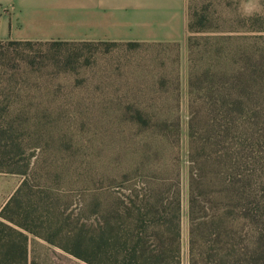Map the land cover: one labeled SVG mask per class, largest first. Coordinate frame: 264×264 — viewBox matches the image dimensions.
<instances>
[{"label": "rangeland", "instance_id": "rangeland-1", "mask_svg": "<svg viewBox=\"0 0 264 264\" xmlns=\"http://www.w3.org/2000/svg\"><path fill=\"white\" fill-rule=\"evenodd\" d=\"M250 4L260 12L246 15ZM186 11L203 18L183 43L0 40L11 79L0 88V154L18 153L16 169L52 201L56 243L80 232L89 257V229L111 198L159 184L169 196L178 184L189 264L187 172L212 174L217 161L247 177L264 208V0H186ZM7 261L89 264L31 234L26 263Z\"/></svg>", "mask_w": 264, "mask_h": 264}, {"label": "trees", "instance_id": "trees-1", "mask_svg": "<svg viewBox=\"0 0 264 264\" xmlns=\"http://www.w3.org/2000/svg\"><path fill=\"white\" fill-rule=\"evenodd\" d=\"M202 18L188 20L187 30L199 28ZM3 70L4 63L0 62V88L11 82ZM18 158V153L7 158L0 154V172L22 177L0 210L1 264H7L11 258L26 263L29 234L56 244L89 264H181L178 184L169 196H163L159 184L138 189L131 186L121 196L111 198L106 204L107 218L101 223L96 219L89 229L86 257L80 253V232L67 239L70 245L56 243L52 238L56 210L45 193L28 184L26 170L16 169L21 161ZM217 164L220 169L209 175L196 169L187 172L188 263L264 264V208L255 198L247 177L235 167L226 169L221 161ZM174 175L179 178V171Z\"/></svg>", "mask_w": 264, "mask_h": 264}, {"label": "crops", "instance_id": "crops-1", "mask_svg": "<svg viewBox=\"0 0 264 264\" xmlns=\"http://www.w3.org/2000/svg\"><path fill=\"white\" fill-rule=\"evenodd\" d=\"M187 22L186 0H0L1 41L183 43ZM21 180L0 172V210Z\"/></svg>", "mask_w": 264, "mask_h": 264}, {"label": "clouds", "instance_id": "clouds-1", "mask_svg": "<svg viewBox=\"0 0 264 264\" xmlns=\"http://www.w3.org/2000/svg\"><path fill=\"white\" fill-rule=\"evenodd\" d=\"M246 15H253V14H258L260 12V9L257 5L255 4H250L249 6L246 7Z\"/></svg>", "mask_w": 264, "mask_h": 264}]
</instances>
